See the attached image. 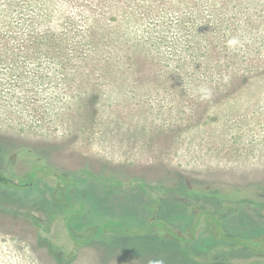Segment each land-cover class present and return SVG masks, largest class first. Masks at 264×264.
<instances>
[{
    "label": "rangeland",
    "instance_id": "obj_1",
    "mask_svg": "<svg viewBox=\"0 0 264 264\" xmlns=\"http://www.w3.org/2000/svg\"><path fill=\"white\" fill-rule=\"evenodd\" d=\"M154 1L99 38L0 21V264H264V0Z\"/></svg>",
    "mask_w": 264,
    "mask_h": 264
},
{
    "label": "trees",
    "instance_id": "obj_2",
    "mask_svg": "<svg viewBox=\"0 0 264 264\" xmlns=\"http://www.w3.org/2000/svg\"><path fill=\"white\" fill-rule=\"evenodd\" d=\"M1 5V13H0V21L1 23H4L7 26H12V22L22 23L24 25L29 24L32 25L34 23L40 22V25L45 26H54L58 28L61 24H63L66 20H72L76 23V21H81L85 25L86 31H84V34L87 38H99L102 34L99 32V30L107 31L109 24L113 21L115 24L118 25V30H120V27H123V24H134L135 22L142 20V18H148V17H154L156 16V12L159 9H155L158 4L154 0H149V3H153V5L145 4V2H141V0H98L97 3L100 6H107L110 10L105 11L101 15H93L91 13H82L79 10L74 11L75 16L67 15L66 14V4H64V1L66 0H60L62 4L58 5L55 4L58 3V0H0ZM49 1L53 2V7H50L49 4H51ZM193 1V7L195 6H201L204 2H209L210 0H191ZM216 0H212V5L217 6ZM263 0H250V4L255 5V3L261 4ZM59 2V3H60ZM219 2V1H218ZM221 3L219 2V5H222L224 9L225 7L231 6L235 3L234 6L239 7L243 5L244 3L248 4V0H221ZM233 3V4H232ZM264 3V2H263ZM262 3V4H263ZM159 5V4H158ZM186 5L184 0H168L166 2L161 3L162 9H177L179 6ZM77 7H70V10L73 11V9H77ZM220 8V7H219ZM138 9L141 10V12H138ZM226 9V8H225ZM204 22V18H200ZM196 21V20H195ZM193 18H190V20H187L185 23V20L180 23L182 29H185L187 25H193ZM186 24V25H185ZM205 27L207 25L205 24ZM202 29V27H201ZM112 30V29H111ZM50 30L46 29L43 33H38L39 37H42L41 39L43 41H59L60 38L53 37L50 35ZM59 35V34H58ZM108 36V34H104ZM111 37V35H109ZM201 37V34H192L190 36L191 40L193 39L195 42L193 43H199L197 42V38ZM191 46V45H190ZM188 46L189 48H191ZM69 52H74V50H77L81 47V45L78 42L71 41L70 42ZM194 50V48H191ZM52 50H57L56 47H53ZM197 56L196 52H193V57ZM194 61L195 58L193 59ZM243 81H247V78H243ZM114 224H105L102 229L105 228V230H108L110 232H115L119 234H127L129 235L130 232L123 228L116 229ZM119 225V224H117ZM155 226H158L165 230L166 234L177 240V241H184L185 239L174 229L170 228L165 222H156L151 225V228H154ZM120 227V226H119ZM94 236L88 235L86 238V241H90ZM232 242L236 243H242L238 240H233ZM243 244V243H242ZM247 245V244H246ZM248 246V245H247Z\"/></svg>",
    "mask_w": 264,
    "mask_h": 264
},
{
    "label": "flooded vegetation",
    "instance_id": "obj_3",
    "mask_svg": "<svg viewBox=\"0 0 264 264\" xmlns=\"http://www.w3.org/2000/svg\"><path fill=\"white\" fill-rule=\"evenodd\" d=\"M204 213L206 214L204 226L206 232H208L209 234H213L216 237L225 241L232 242L234 240V238L227 236L230 234L224 229L223 220H220L218 216L210 210H206ZM196 224L197 223H195V228ZM221 234L224 236L220 237Z\"/></svg>",
    "mask_w": 264,
    "mask_h": 264
},
{
    "label": "clouds",
    "instance_id": "obj_4",
    "mask_svg": "<svg viewBox=\"0 0 264 264\" xmlns=\"http://www.w3.org/2000/svg\"><path fill=\"white\" fill-rule=\"evenodd\" d=\"M203 98H208L207 96L203 97ZM153 264H163V261L162 260H157V261H154Z\"/></svg>",
    "mask_w": 264,
    "mask_h": 264
}]
</instances>
